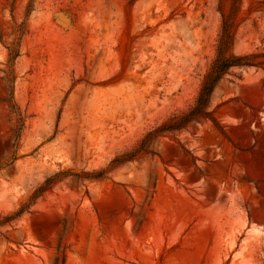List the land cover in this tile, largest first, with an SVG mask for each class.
Segmentation results:
<instances>
[{
	"label": "rangeland",
	"instance_id": "1",
	"mask_svg": "<svg viewBox=\"0 0 264 264\" xmlns=\"http://www.w3.org/2000/svg\"><path fill=\"white\" fill-rule=\"evenodd\" d=\"M238 21L235 53H264V0ZM220 29L219 0H0V216L51 183L0 264H264V66L219 83V127L112 165L194 106Z\"/></svg>",
	"mask_w": 264,
	"mask_h": 264
},
{
	"label": "trees",
	"instance_id": "2",
	"mask_svg": "<svg viewBox=\"0 0 264 264\" xmlns=\"http://www.w3.org/2000/svg\"><path fill=\"white\" fill-rule=\"evenodd\" d=\"M229 2L230 8L225 12V4ZM242 0H219V12L221 17V29L217 39L216 53L209 71L205 74L202 84L195 100L194 106L185 113L174 115L164 121L161 125L151 130L146 137L125 157L116 156L112 160L113 166L122 165L133 161L139 154L147 151L146 143L152 142L154 138L164 134L182 132L190 125L202 122H211L215 127H219L218 121L213 111L210 110L212 96L219 83L234 69L241 68H261L264 66V53L237 55L234 51L236 41V31L240 22L238 15ZM242 22V21H241ZM13 57H16L13 56ZM98 172L92 176L94 179H101ZM50 180H46L45 185L41 186L31 196L30 200L21 208L5 217L0 216V226L8 225L22 216L25 209L48 189ZM47 186V187H46Z\"/></svg>",
	"mask_w": 264,
	"mask_h": 264
}]
</instances>
